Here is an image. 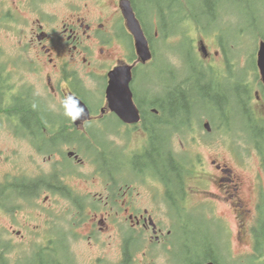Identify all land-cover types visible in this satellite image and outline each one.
<instances>
[{
    "label": "flooded vegetation",
    "instance_id": "obj_1",
    "mask_svg": "<svg viewBox=\"0 0 264 264\" xmlns=\"http://www.w3.org/2000/svg\"><path fill=\"white\" fill-rule=\"evenodd\" d=\"M235 1L245 9L253 3L264 8V0ZM29 2L13 1L15 12L33 14L29 27L13 40L15 50L7 53L0 44V53L9 54L0 55V130L33 153L31 168L18 155L0 157V165L8 166L0 175V215L14 219L0 231L2 251L46 244L36 247L38 252L45 250L52 264H63L59 252L70 249L72 240L86 241L101 250L94 257L101 264H119L138 245L169 250L172 231L166 229L163 209L168 204L182 211V201L192 193L204 212L210 210L203 213L207 221L221 213L231 218L232 227L221 220L237 241L242 263L251 255L255 263L264 264V85L258 70L254 118L242 121L254 134L258 170L245 176L235 170L240 165L235 159L228 162L208 153L212 141L232 137L236 121L227 109L226 93L247 89L246 42L262 43V29L228 14L220 17L224 0H210L206 42L195 18L190 23L186 53L191 70L161 73L159 94L150 97L122 17V0H114L115 11L108 15L92 9L102 0H66L53 9L45 2L36 7ZM164 27L169 29L167 22ZM165 36L170 39L169 32ZM182 39L175 36L177 42ZM123 66L133 67L137 123L122 122L107 102L109 73ZM192 90L206 93L197 106L215 103L222 108L219 122L209 130L204 115L193 109L195 103L180 114L182 119H171L176 113L166 110L171 94ZM68 97L84 104V119L73 122L64 115L62 101ZM158 137L195 145L192 167L183 169L184 176L177 177L171 190L166 173L150 167L147 157ZM187 181L192 182L190 191ZM208 244L213 257V245Z\"/></svg>",
    "mask_w": 264,
    "mask_h": 264
},
{
    "label": "rangeland",
    "instance_id": "obj_2",
    "mask_svg": "<svg viewBox=\"0 0 264 264\" xmlns=\"http://www.w3.org/2000/svg\"><path fill=\"white\" fill-rule=\"evenodd\" d=\"M13 1L17 0H0V38L2 39V46H4V49L7 51V53H11L15 50L14 42H13V36L12 33L8 30L9 25L6 24L9 23L4 17L7 12L14 11L15 6L13 5ZM24 1V0H23ZM37 2H45L46 7L53 9L57 6V4H64L66 0H35ZM141 0L140 3L137 4V12L139 13L143 23L146 25L149 24L152 26L154 23L155 15H156V9L147 8L142 4ZM148 4H154L157 5L158 3L162 2L163 0H146ZM153 1V2H152ZM167 2L175 4L176 2H171L169 0H166ZM5 2V4H4ZM55 2V3H53ZM179 5V3L177 4ZM18 6V5H17ZM224 8L220 12V17H222L224 14L231 15L236 22L242 23L247 27H251L253 23L256 25V27L263 31L264 33V8L262 5H256L253 3L249 9H245L244 6H240L239 2L233 0V1H225L223 2ZM93 11L96 13H102V14H111L113 11H115V4L114 0H102V3L97 6L92 7ZM23 12L21 9L19 10ZM205 11V10H204ZM252 11L255 12V15L252 14ZM13 13V12H12ZM24 13V12H23ZM25 18H32V15H27ZM256 18V21H253V18ZM4 18V19H3ZM145 18V20H144ZM146 21V23H145ZM181 23H189L184 18L181 20ZM253 45L250 42H247L246 45V53H250L252 50ZM247 68L254 69L255 63L251 60H248L246 63ZM153 80L148 84V86L152 83V81H155V83H158V77L156 75H153ZM206 106L202 105L199 106V109H204ZM253 110H254V103H253ZM218 109L215 107L214 110H211L209 112V115L211 117H216L218 114ZM172 146H175L177 150H182V144L181 143H172ZM210 145L213 146V148L209 149L208 153L213 154H220V156L225 157L228 162H233L235 159L237 162L240 163L239 167L235 168L237 172L243 173L245 176H252L257 170V159L255 155L251 154V150L248 149V145L245 144L243 141L236 142L235 148L229 146L227 142H224V139H215L210 143ZM184 146H186L185 150L189 151L194 149V144H190L188 142H184ZM230 148H229V147ZM12 154H10V152ZM233 152V153H232ZM207 153V151H206ZM32 151L26 147L24 143H16L13 140L7 139L5 136V133L0 130V155L3 157L7 156H15L18 155L21 158V161L24 164H28L31 168V165L29 164V158L32 156ZM5 170H8V166L6 165H0V175L1 173H4ZM189 191L192 187V182L188 183ZM214 190V188H211ZM192 194V193H190ZM199 198L196 196L190 195L188 199V205L189 206H198ZM227 217V216H226ZM232 225V222H230ZM12 225L11 219L0 215V228L3 226L10 227ZM181 240H183V247L177 248L175 252L176 259L178 261H181L182 257L186 258L183 259L185 262L193 261L194 259L197 260L199 256H192V249L188 247V243L192 240V234L184 231L181 235ZM235 243L237 244V241L235 240ZM73 258L74 260L78 261V264H93L94 259L90 260L92 256H95L99 253V248L96 247H89L88 243L86 241H80L78 244H73ZM143 252V251H142ZM231 253L232 256L236 257L238 256L237 249H232ZM143 258L142 253H138L136 255V260L140 261ZM13 260V256H10V261ZM9 261V262H10ZM1 263V260H0ZM6 263L8 261L6 260ZM155 264H162L160 258H156ZM235 264H242V262L237 261Z\"/></svg>",
    "mask_w": 264,
    "mask_h": 264
},
{
    "label": "trees",
    "instance_id": "obj_3",
    "mask_svg": "<svg viewBox=\"0 0 264 264\" xmlns=\"http://www.w3.org/2000/svg\"><path fill=\"white\" fill-rule=\"evenodd\" d=\"M146 1V0H144ZM210 0H198L197 2V6L202 10L204 9L205 11H201V15H199L200 17L203 18L204 21H207V10L210 8ZM147 2V1H146ZM153 2V1H152ZM189 2H193V0H189ZM153 5V4H151ZM196 5V4H194ZM155 6H159V5H155ZM170 8V7H169ZM159 10H161V5L158 8ZM171 11V9H170ZM172 16H175L174 14H172ZM1 55V53H0ZM224 92V91H223ZM204 92L197 93V90H192L190 92H188L187 94L185 93H174L171 94L169 96V98L167 99V106H166V110L167 112H170L172 114H175V116L171 117V119L175 120V119H182L184 118L183 116H181L180 114L182 112H185V110L188 108L189 104L191 103H196L199 101V98L204 97ZM227 97L229 93H226ZM252 94H247V97L251 96ZM235 96V95H234ZM236 98H238V96H235ZM216 105L215 103H211ZM147 157L151 159L150 162V167L156 169V171H164L166 173V181H167V186L169 188V190L173 189V186L176 185V183L178 182L177 177L183 176V169L185 170L187 164L184 160L177 158L174 153H173V146L171 145L170 141L166 140H161V138H153L152 142L150 143V148L148 150L147 153ZM173 185H172V183ZM180 186H181V190H182V185L180 182ZM170 194V191L168 192V195ZM11 208V207H10ZM12 209V208H11ZM173 212V211H172ZM171 211H169V213L171 215L172 214ZM189 225H186L184 227V231L187 229ZM192 230H188L187 232L192 234V240L188 243V247H190L192 249V256H211V249H209V244H212V240L210 238V236L208 235V232L206 230H204L202 227L200 226H196V227H191ZM3 229L0 228V231H2ZM213 245V244H212ZM177 247H183V240L177 245ZM202 248H204V250H201ZM127 260L125 264H131V259L129 256H126ZM186 260V258L181 259V261L184 263V260ZM0 260L2 261V255L0 253ZM190 262V261H189ZM188 262V263H189ZM193 262V261H192ZM187 263V264H188ZM1 264V263H0ZM52 264V263H50Z\"/></svg>",
    "mask_w": 264,
    "mask_h": 264
},
{
    "label": "water",
    "instance_id": "obj_4",
    "mask_svg": "<svg viewBox=\"0 0 264 264\" xmlns=\"http://www.w3.org/2000/svg\"><path fill=\"white\" fill-rule=\"evenodd\" d=\"M124 15L128 25L136 38V47L141 58L146 61L150 57L149 48L145 37L143 36L139 22L136 20L134 12L127 1L124 4ZM258 65L264 81V44L259 52ZM126 70V72H124ZM120 72V73H119ZM112 81L109 86V100L111 108L122 120L133 123L138 119V111L132 103L129 83L131 81V69H120L111 74Z\"/></svg>",
    "mask_w": 264,
    "mask_h": 264
},
{
    "label": "clouds",
    "instance_id": "obj_5",
    "mask_svg": "<svg viewBox=\"0 0 264 264\" xmlns=\"http://www.w3.org/2000/svg\"><path fill=\"white\" fill-rule=\"evenodd\" d=\"M78 102L68 97L62 101V106L65 109L64 115L69 117L73 122L79 119L84 114V108L77 106Z\"/></svg>",
    "mask_w": 264,
    "mask_h": 264
}]
</instances>
